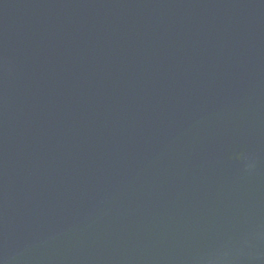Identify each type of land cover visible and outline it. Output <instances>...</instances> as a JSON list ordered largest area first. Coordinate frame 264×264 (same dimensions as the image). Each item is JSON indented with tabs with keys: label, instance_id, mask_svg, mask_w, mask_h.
I'll list each match as a JSON object with an SVG mask.
<instances>
[{
	"label": "water",
	"instance_id": "water-1",
	"mask_svg": "<svg viewBox=\"0 0 264 264\" xmlns=\"http://www.w3.org/2000/svg\"><path fill=\"white\" fill-rule=\"evenodd\" d=\"M0 264H264V0H0Z\"/></svg>",
	"mask_w": 264,
	"mask_h": 264
}]
</instances>
